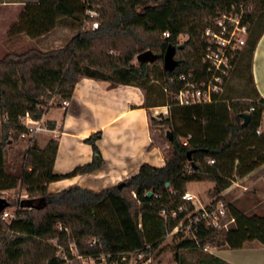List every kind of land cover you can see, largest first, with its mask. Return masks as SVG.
Returning a JSON list of instances; mask_svg holds the SVG:
<instances>
[{
    "label": "trees",
    "instance_id": "16d2710c",
    "mask_svg": "<svg viewBox=\"0 0 264 264\" xmlns=\"http://www.w3.org/2000/svg\"><path fill=\"white\" fill-rule=\"evenodd\" d=\"M96 2L100 5L99 27L94 31L81 30L85 9L80 0L27 3L7 31L8 38L16 42L21 37L36 40L59 23L69 24L76 33L57 49L20 47L6 49L0 56V194L19 187L29 195L18 203L11 221L2 220L0 212V264H64L58 251L62 249L64 257L73 259L70 244L78 255L96 260L102 257L105 264H128L131 256L138 255L142 256L139 264H143L193 211L191 204L181 200L188 183H213L211 195L215 204L222 201L221 194L234 179L264 165V130L257 134L264 118V101L256 95L251 102L221 98L211 104L171 106L164 121L151 118L152 126L166 125L171 129L165 165L156 168L143 163L120 188L94 192L75 186L58 193L48 192L50 183L90 173L102 162L100 158L94 159L66 174H55L53 163L58 145L55 140L49 141L43 150L31 145L20 153V160L4 162L5 144L27 133L20 118L28 115L32 121H38L50 108L59 105L56 100L69 101L81 78L107 82L112 87H138L144 92L146 107H164L165 102L153 97L156 90L149 82L163 79L171 95L178 89V76L198 71L205 48L201 34L213 18L231 5L243 3L252 7V12L243 19L249 31L264 13V0ZM263 31L264 28L248 36L249 72L254 48ZM163 33L169 36L164 38ZM182 35L187 39L180 44L178 39ZM169 46L175 51L174 59H178L172 72L155 65L161 59L154 65L132 63L134 57L147 50L162 57ZM170 79L172 83H168ZM250 80L252 84L251 73ZM54 99V104L48 106ZM243 112L250 114L245 127L240 118ZM98 138L99 135H94L85 140L95 154H99L95 144ZM188 153L194 166L187 158ZM183 204L186 211L172 219L169 213ZM163 209L167 213L165 218L160 215ZM231 215L235 225L227 233L203 225L198 226L193 239L185 237L182 230L176 232L173 236L178 241L174 247L176 261L179 251L197 252L206 246L240 249L251 241L264 246V216H246L235 209ZM52 240L56 241L55 246L49 244ZM213 260L224 264L217 258Z\"/></svg>",
    "mask_w": 264,
    "mask_h": 264
},
{
    "label": "crops",
    "instance_id": "0c3cea01",
    "mask_svg": "<svg viewBox=\"0 0 264 264\" xmlns=\"http://www.w3.org/2000/svg\"><path fill=\"white\" fill-rule=\"evenodd\" d=\"M52 32L30 41L35 43L38 49L45 50L42 47H50L54 43L51 38ZM39 39L45 43L37 44L36 41ZM250 73L253 93L264 101V31L258 38L252 54ZM165 107H146L144 92L138 87L127 85L112 87L107 82L81 78L74 87L68 108L58 105L50 108L42 116L43 121L47 122L54 132H43L33 137H26L29 140L26 142L25 150L31 145L43 150L49 141H57L53 163L55 174H66L76 166L101 159V165L90 173L50 183L47 186L50 193H58L75 186L94 192L109 189L135 175L143 163L156 168L165 165V154L154 142L156 132L151 124V118L156 119L154 111ZM94 135H99L95 141L99 154H95L91 145L85 142ZM8 145L10 147V142ZM5 154L4 150V162H6ZM260 171H264V165L237 180L245 182ZM195 185L203 186L204 192L211 191L214 187L213 183L206 181L191 182L186 185L187 193L192 194L190 188ZM228 189L221 195H224ZM197 191L199 193V190ZM174 234L170 233L167 236ZM251 242H257L264 248L258 241ZM251 242L244 243L242 247ZM205 248L201 251H207V247ZM211 249L209 259L213 263V259L217 258L224 264H231L213 252L226 248ZM240 264L257 263L244 261Z\"/></svg>",
    "mask_w": 264,
    "mask_h": 264
},
{
    "label": "rangeland",
    "instance_id": "374dc122",
    "mask_svg": "<svg viewBox=\"0 0 264 264\" xmlns=\"http://www.w3.org/2000/svg\"><path fill=\"white\" fill-rule=\"evenodd\" d=\"M37 1L38 0H0V56L3 55L6 49L15 50L20 47H36L35 43H32L25 37H21L17 42L14 40H10L7 36V31L9 27L17 21V17L22 11L24 5L27 3H35ZM239 5L242 6L244 18L252 12L251 6H246L243 3H240ZM263 28L264 13L260 14L257 17L250 30L248 31L246 37V45L241 51V56H239L238 60H236L235 62L232 74L222 94L221 98L223 100L246 102V100L253 99L254 93L250 80V59L249 54L247 52V40L249 38L248 36L252 34H258ZM75 33L76 30L72 28L69 24L59 23L51 34V38H53L54 43L50 47H42V49H45L43 51L51 50L50 48L57 49L64 46ZM186 39L187 37L182 35L179 37L178 41L181 44ZM36 43L42 45L45 43V41L39 39L36 41ZM110 53H112V51ZM113 54L117 55L114 52ZM175 60L178 59L175 58ZM132 63L137 64L135 57ZM155 65H158L161 69H163V64L161 61L156 62ZM163 82V79L151 80L149 82V85L152 86L154 90H156L155 94H153V97L157 98L159 102H165L167 104L166 106H169L171 104V96L169 92L165 93L164 91H160L161 88L165 87V84ZM158 90L159 92H157ZM55 100L56 99H54V102ZM169 109L157 108V112H159L160 115L155 120L164 121L166 118H168ZM153 129L156 132L154 136V142L159 148H161V150L166 155L169 148V142L166 139L165 135L168 131L171 133V129H169L166 125H154ZM263 130L264 118L262 120L259 131L261 132ZM1 139L2 132L0 124V142ZM28 140L29 139L26 138H20L18 140L8 141L10 142V147L8 143L5 144L6 163H8L10 160H20L19 155L25 150V147L27 145L26 142ZM263 172L264 171H260L256 173L255 176L245 182H239V180L234 179V182L232 183L228 191L224 193V195H221L222 202L229 206L228 211L230 214H232V209H235L242 213H245L247 216H264ZM203 188V186L196 185L190 188V193L195 195L200 200V204L197 203L198 206H204L210 203L212 200L211 191L208 190L204 192ZM197 190H199V193ZM28 197L29 195L26 194V192L20 189L19 187L0 194V198L7 200V202L9 203L6 209L11 215H13L15 210H17L18 203H20L22 200L28 199ZM48 242L49 244H52L54 246L56 245L55 240ZM177 242V239H174L172 235L167 236L161 246L149 256V262L147 264H216L215 262L213 263V261L209 259V254L212 250V247L208 246H206L207 251H179V259L176 261V251L174 247ZM251 243L247 244L246 246L240 249L226 248L222 251L214 250L213 252L216 253V256L226 260V262H229L231 264H240L244 261H251L257 264H264V248L260 247L257 242ZM69 249L71 251L73 259H68L66 256L64 257L62 249L58 251V255L63 258L64 264H105V260L102 257L101 259L96 260L93 258H87L78 255V252L74 249L73 244L69 245ZM141 259V255L131 256L129 258L128 264H139Z\"/></svg>",
    "mask_w": 264,
    "mask_h": 264
},
{
    "label": "built area",
    "instance_id": "2783aa9c",
    "mask_svg": "<svg viewBox=\"0 0 264 264\" xmlns=\"http://www.w3.org/2000/svg\"><path fill=\"white\" fill-rule=\"evenodd\" d=\"M80 1L85 9L81 30L94 31L98 29L99 4L96 0ZM243 19L242 6L231 5L229 10L211 20L210 25L201 34L205 48L200 58L199 70L178 76V89L170 95L171 104L164 109H169L171 106L185 107L211 104L221 100L238 54L245 46L249 25L248 23H243ZM168 36V33H163L164 38ZM172 82L173 79L168 81V83ZM163 91L165 93L169 92L166 85ZM53 102L54 100H50L48 106L54 104ZM56 102L62 108L69 107L68 100H57ZM246 102H251V100H246ZM250 110L253 111V107ZM154 115L157 118L160 114L155 110ZM20 123L27 130V133L22 134L21 138L33 137L43 132H54L42 118L38 121H32L26 115L20 118ZM259 133L260 131L258 130L257 134ZM183 144L185 145V143ZM209 163L213 164L214 162L209 161ZM181 200L184 203L191 204L193 211L187 214L171 233L182 230L185 237L193 239L199 225H203L206 229L223 233H227L235 225V219L229 213L227 205L222 201L212 204V200L204 206H198L197 203L200 204L199 200L189 193H185L181 197ZM185 211V204H183L177 210H172L169 215L174 219L177 214L184 213ZM160 215L165 218L167 215L166 210L163 209ZM14 218L15 214L11 215L7 209L2 211V220L11 221ZM146 263L147 261L143 264Z\"/></svg>",
    "mask_w": 264,
    "mask_h": 264
},
{
    "label": "water",
    "instance_id": "95a60500",
    "mask_svg": "<svg viewBox=\"0 0 264 264\" xmlns=\"http://www.w3.org/2000/svg\"><path fill=\"white\" fill-rule=\"evenodd\" d=\"M174 55H175L174 49L171 46H169L166 49V51L162 57H160L157 54H154L150 50H147V51H144L142 53H139L135 57V59H136V62H138V63H146V64H150V65L154 64L156 61L161 59L162 64H163V69L166 72H172L176 68V66L178 65V61L174 59ZM240 118L242 119V126L245 127L248 125V123L250 121V114L248 112H243L240 114ZM166 136L168 138V141L172 140V136H171V133L169 131L166 133ZM187 158L191 162V158H190L189 153L187 155ZM191 164H192V166H194L193 162H191ZM122 186H123L122 182L117 185V187H119V188ZM150 196H151V193H148L147 197H150ZM7 207H8V203L3 198H0V212L3 211L4 209H6Z\"/></svg>",
    "mask_w": 264,
    "mask_h": 264
}]
</instances>
